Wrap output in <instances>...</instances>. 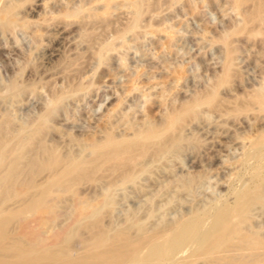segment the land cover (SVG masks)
Listing matches in <instances>:
<instances>
[{"label":"rangeland","instance_id":"rangeland-1","mask_svg":"<svg viewBox=\"0 0 264 264\" xmlns=\"http://www.w3.org/2000/svg\"><path fill=\"white\" fill-rule=\"evenodd\" d=\"M135 2L0 0V19L7 7L14 14L12 23H0V139L18 142L0 168L9 245L37 233L51 244L52 228L69 226L76 216L85 220L69 237L73 243L96 218L112 230L139 219L153 229L198 213L203 231L213 205L230 204L252 186L264 193V180H255L257 173L264 179V110L252 100L264 87V0H145L131 25ZM194 101L195 112L164 134L181 136L184 148L164 156L157 143L135 149V180L112 187V203L95 217L92 211L123 168L114 169L104 148L98 152L93 145H105L110 134L132 142L137 130L163 126L169 114ZM42 147L82 160L80 171L52 185L47 215L28 208L52 178ZM30 180L35 186L18 194ZM11 189L17 193L10 197ZM79 202L91 218L79 213ZM254 207L251 228L264 234V205ZM55 248L60 252V245ZM261 258L264 253L254 257Z\"/></svg>","mask_w":264,"mask_h":264},{"label":"bare ground","instance_id":"bare-ground-1","mask_svg":"<svg viewBox=\"0 0 264 264\" xmlns=\"http://www.w3.org/2000/svg\"><path fill=\"white\" fill-rule=\"evenodd\" d=\"M144 1L145 0H136L134 4L135 18L131 25L135 24L138 20L139 13H141V5ZM244 1L245 0H237V4ZM261 5V2L258 1L252 11L253 14L251 15V12L250 15L256 17ZM5 14V19H0V23H12L14 21L12 8L7 7L5 9ZM135 27L136 25H134V28ZM58 99L59 98H57L56 101ZM252 100L258 103L261 109L264 110V87L260 90L257 89ZM195 105H199V103L197 104L195 102L193 105L185 106L181 111L178 110L179 112L173 113L172 115L169 114L167 122L163 126H149L137 130L136 132L138 133L132 142L115 141L110 134V136L107 137L105 145L101 143L93 145L95 151L98 152L100 149L104 148V156L110 161L113 160L112 167L114 169L123 168L122 176L119 175L118 180L114 177L117 181L114 183L112 182L113 184L110 182L112 184L110 190H107L104 198L102 197L103 201L101 202V199L100 203H98L99 206L95 207L92 211L95 217L98 216V213L101 212L100 210L104 205L112 203V187L135 180L137 168L133 169L135 170L133 173L132 167L134 168L138 159H131V153H133L135 149H140L142 151L147 149L149 145L157 143V153L159 156H164L176 154L184 148L183 138L181 136H174L170 139H166L164 134L173 126L180 123L182 118L185 117L184 115L196 110ZM41 120L44 121L45 117L42 116ZM13 142L15 141L13 140ZM13 142L10 141V139H0V168L5 166L7 160L13 156L15 149H12L11 146L13 145L14 148V144L18 143L16 141L13 144ZM95 143H97V141ZM41 152L42 155H40V157L42 156L44 163L48 164L53 170L52 178L48 186L42 190L38 197L31 200V203H28V208H32V206L42 208L43 214L47 215L52 211L53 207L52 204H50V195L54 191L52 185L63 181L69 173L73 170L75 171V168L78 164H81L80 162L82 160L77 159L76 156L75 158L59 156L54 151L51 152V150L49 151V149L43 147L39 154H41ZM262 159L264 160V158ZM140 165L141 164H139V166ZM79 169L76 171L78 172L81 170ZM256 178L255 180L257 182L264 180L262 174L257 173ZM193 181V178L189 179L185 185L188 186ZM249 185L252 184L249 183ZM34 186L35 181L28 182L21 185V190L17 192L18 194H25ZM261 189L259 186L255 188L252 186V189L249 187L245 190L240 189L232 203L213 205L212 211L209 209L208 212L215 211L214 217L212 220H209L211 222H208L209 225L203 231L202 229L205 221L199 217L198 213H192L190 215L184 214L185 216L171 222H169V220L168 223H162L160 226H156L153 229H150L152 227H145L146 225H143V221L137 218L139 220H135L127 227L124 225V227L112 230L108 227L100 226L96 218L92 227L93 229L90 228L89 225H86L85 227L87 229L89 227L87 230L88 234L84 235L83 232H80L78 234L79 240H76L77 242L75 241L74 243L72 241L70 242L69 237L75 234L77 230L84 225L83 220H85V216L82 218L76 216L74 221L72 220L73 223L71 222V224L66 227L59 226L55 228L53 226L54 228L52 229L54 233L53 235L51 234V244L45 243L46 236L43 237L40 235L38 238L37 233V235H34L36 239L33 238L28 242L15 240L9 245L7 234L9 232L8 225L10 217L6 216L4 212H0V256L2 257L0 258V264H8L9 262H12V264H196L198 261H203L202 264H264L262 258L261 261L255 260L256 258L254 259V257L258 256V253H264V234H261L262 232L259 231L260 229L257 230L254 225L256 229L251 228L252 209L256 208L254 207L256 205H264V193ZM15 193L11 189L10 197L12 194L15 195ZM34 200L35 203L33 202L34 204H32ZM82 204L83 202L78 203V211H80L79 213L85 214L86 207ZM211 212H209V214H211ZM85 215L91 218V213ZM148 215H150V213ZM134 225H137L138 231ZM132 226H134L135 229ZM131 227L134 231L136 230L137 234H130L129 231L132 229ZM22 229L23 227H21V230ZM36 230H38V228ZM57 245L61 246L60 252L55 248ZM9 248L13 250L12 254L9 253L10 255H8L7 253V255L4 256ZM179 253L182 254L181 257L175 259V256ZM7 257H10L12 260H8Z\"/></svg>","mask_w":264,"mask_h":264}]
</instances>
